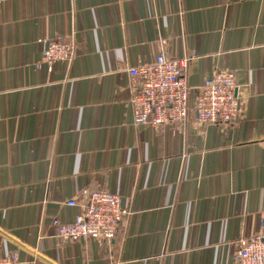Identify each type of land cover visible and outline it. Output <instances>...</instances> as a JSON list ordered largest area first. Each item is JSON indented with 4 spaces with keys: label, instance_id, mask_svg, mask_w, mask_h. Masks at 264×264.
Segmentation results:
<instances>
[{
    "label": "crops",
    "instance_id": "1",
    "mask_svg": "<svg viewBox=\"0 0 264 264\" xmlns=\"http://www.w3.org/2000/svg\"><path fill=\"white\" fill-rule=\"evenodd\" d=\"M76 41L42 65L39 42ZM159 53L251 87L225 130L135 126L128 70ZM131 211L116 239H56L83 190ZM264 231V0L0 2V250L21 264H231Z\"/></svg>",
    "mask_w": 264,
    "mask_h": 264
},
{
    "label": "built area",
    "instance_id": "2",
    "mask_svg": "<svg viewBox=\"0 0 264 264\" xmlns=\"http://www.w3.org/2000/svg\"><path fill=\"white\" fill-rule=\"evenodd\" d=\"M39 44L41 62L48 71L59 62H70L77 45L73 38L62 36L43 39ZM192 57L175 60L159 53L152 62H142L128 70L133 79L130 107L135 126L149 125L159 131L192 123L225 130L245 118L251 87L240 85L235 72L219 69L194 91L186 78ZM68 206L78 207L80 212L71 223L53 222L59 241L90 239L99 245L108 244L116 239L131 215L122 206L120 196L106 190H83ZM0 264H21L19 253L0 250ZM231 264H264V231L259 237L236 243Z\"/></svg>",
    "mask_w": 264,
    "mask_h": 264
}]
</instances>
